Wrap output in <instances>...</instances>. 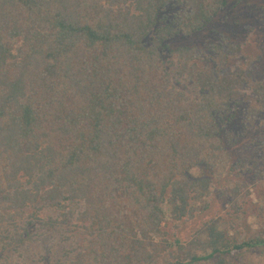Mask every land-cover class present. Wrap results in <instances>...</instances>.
Masks as SVG:
<instances>
[{
    "label": "trees",
    "instance_id": "obj_1",
    "mask_svg": "<svg viewBox=\"0 0 264 264\" xmlns=\"http://www.w3.org/2000/svg\"><path fill=\"white\" fill-rule=\"evenodd\" d=\"M228 2L0 0V259L31 223L49 231L58 220L75 222L80 240L65 264H234L264 250V203L247 239L230 238L219 218L185 243L165 230L166 211L179 222L209 207L210 179L188 173L228 164L230 104L245 103L247 126L264 127L253 58L224 68L238 44L168 43L203 31ZM256 143L264 182V132ZM229 165L246 171L242 160ZM247 188L221 190L234 219ZM39 202L56 218L28 212Z\"/></svg>",
    "mask_w": 264,
    "mask_h": 264
},
{
    "label": "rangeland",
    "instance_id": "obj_2",
    "mask_svg": "<svg viewBox=\"0 0 264 264\" xmlns=\"http://www.w3.org/2000/svg\"><path fill=\"white\" fill-rule=\"evenodd\" d=\"M227 38L231 43L238 44L240 50L229 54V61L225 65L228 71L234 70L242 61V55L251 56L250 67L255 78L264 80V0H229L227 6L221 10L207 27L191 36H177L168 43L171 48L177 46H195L199 50H206L211 43ZM162 56L169 57L166 49ZM174 83L188 96H196L189 83L174 78ZM245 103H231L225 112V123L222 139L229 154V162L220 171H212L202 165L188 173L189 177H207L211 181V194L208 198L209 207L203 213H197L191 219L179 222L171 221L168 211L165 230L170 242L178 239L181 243L191 241L197 230L205 221L219 218L222 228L234 240L247 239L260 222L258 206L264 203V182L256 173L262 164L256 143L263 128L247 126L245 118ZM230 133V134H229ZM242 160L246 171L232 170L229 164ZM247 167L249 168L247 170ZM221 172V173H220ZM258 172V171H257ZM230 181H243L248 186V193L242 192L239 218L234 219V213L229 208L228 197L221 190ZM37 212L39 218H56L54 209L43 202L28 209ZM24 220L18 225L23 226ZM35 221L27 226L24 241L10 247L0 264H65L70 259L73 247L80 242L75 228V222L69 220L60 223L58 220L52 230L38 228ZM75 243V244H74ZM234 264H264V250L250 248L233 258Z\"/></svg>",
    "mask_w": 264,
    "mask_h": 264
}]
</instances>
